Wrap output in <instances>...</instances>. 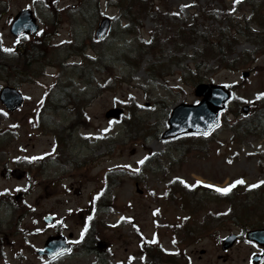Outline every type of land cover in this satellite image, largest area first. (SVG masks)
<instances>
[{"label": "rangeland", "instance_id": "374dc122", "mask_svg": "<svg viewBox=\"0 0 264 264\" xmlns=\"http://www.w3.org/2000/svg\"><path fill=\"white\" fill-rule=\"evenodd\" d=\"M81 1L0 0V50L25 47L23 39L14 37L9 30L14 15L20 9L30 7L46 20L51 10L49 8H52L57 11L59 19L58 34L50 35L46 23L41 20L42 28L45 27L46 32L42 31L40 36L44 41L50 38L46 51L57 54L56 58L61 64L59 68L51 62L44 67L38 81L19 85L27 100L17 112L6 111L0 102V109L3 110L0 133H6V146L1 154L4 158L2 161L6 163L0 162V195L11 202L0 203V264H168L156 253L142 250L141 244L156 239L164 248L175 250L174 244L178 243V239L175 237L174 227L184 226L185 222L192 232L187 237H182L181 232L178 233V237L184 241L180 243V251L175 257L179 264H251L250 255L258 252L259 246L246 240L237 241L234 247L225 251L221 246V239L226 234L240 232L236 225L220 218L215 221L212 234L196 233L193 230L200 221L194 215L188 221V215L176 203L179 193L173 198L169 196L168 190L170 185L177 190L183 181L194 185V189L199 185L195 191L199 200L205 202V198L210 197L209 202L203 204L200 219L203 214L226 208V202H214L210 191L215 188L210 189L207 185L226 187L236 179L243 178L246 183L239 185L248 187L264 180V125L261 136L253 134L242 140L233 139L232 133L225 126L216 131L214 138L206 144L209 147L207 153H184L177 148L168 145L166 147L165 141L159 138L168 128L174 106L200 100L195 95L194 86L183 81L188 78L184 77L187 67L194 68L201 61L200 52L196 50L197 47L201 50L200 41L176 52L167 37V22L181 25L182 19L186 18L189 24L196 22L199 33L214 32L222 25L213 20L198 18L203 6L211 7L222 15L226 5L235 18L245 14L249 17V6L245 3L236 5L234 0H224V5L220 0H166V3L160 0L164 16L156 21L154 17H159L160 14L154 12L145 18L141 34L124 37L127 46L122 48L125 44L120 36L125 21L121 19L118 8L112 4L113 1L99 0L100 13L115 19L113 32L103 45L97 40L92 44L91 39L98 22L92 17L94 11L85 13L89 16L88 20L79 17L77 7ZM158 2L159 0H153L155 5ZM169 5L170 12L166 11ZM64 8L68 9L63 10ZM174 13L179 15V20L172 15ZM229 24L226 21L223 27ZM158 27L162 38V52L158 59L162 58L171 65L169 72L172 75L167 74L162 78L149 75L146 68L153 59L151 53L145 56L137 70L117 58L121 49L132 50L142 39L148 41L152 31ZM256 27L253 28L257 30ZM71 41L85 43L84 51L88 55H98L97 52L104 50L107 55L115 56L108 61L113 67L111 71L103 69L104 73H98L93 70L95 82L91 88L75 74L76 70L72 66V62L81 61L82 64H87L88 59L83 54L63 46ZM60 44L62 46H55ZM258 49L256 44L240 39L237 53L247 51L257 59H250L239 70L215 69L214 62L201 68V73L208 74L207 81L224 83L232 88L235 102L231 101L230 106L234 109L237 106L242 109L244 105L252 108L253 104L264 101V97L257 98L258 93L264 92V52ZM243 69L251 70L250 77L245 81L241 77ZM88 70L91 74L92 67L88 66ZM69 76L76 78L80 88L87 90V95L91 96L95 90L99 92L87 106L88 125L76 128L73 132L65 128L74 120L70 110L41 109L47 93L56 87L57 80H66ZM109 77L113 78L110 83L116 79L117 83L106 89L97 88L98 82L104 84ZM121 77L124 79L119 80ZM0 78H4L0 79V87L6 83L14 84L12 77L0 75ZM53 97L58 98V95L54 92L51 99ZM163 100L164 104H160ZM131 101L138 106L134 116L140 118L142 125L141 130L130 136L127 135L124 121L107 119L105 114L113 107L122 106L125 109L124 117L129 116L128 107L119 103L128 104ZM42 110L46 115L53 116L52 119L43 117L40 114ZM252 113L253 111L248 115L241 113L238 118H245ZM226 115L222 116V123H230L237 118L231 109ZM57 131L66 139L65 144L62 143L65 157L58 156V142L55 137ZM25 157L39 159L30 160ZM145 157L147 159L143 164L138 163ZM126 165L131 167H125ZM5 168L10 171L24 169L26 175L21 179L12 177L8 172L2 175ZM110 170L122 174V186L112 192L115 201L110 211L102 208L99 212L95 204L96 195L104 190L106 173ZM132 172L138 174L134 176ZM177 177L181 181H173ZM198 180L204 183L196 186ZM77 189L81 190L80 193H76ZM18 193L21 197L15 200L14 196ZM14 204L19 208L17 215L10 211ZM47 213L57 215V221L52 226L42 221ZM96 216H101V219H97L102 221V241L98 245L101 254H77L81 233L85 232L90 218ZM57 232L66 236L73 235L70 239L73 249L69 255L52 261L37 255L36 250L44 246L48 236Z\"/></svg>", "mask_w": 264, "mask_h": 264}, {"label": "trees", "instance_id": "16d2710c", "mask_svg": "<svg viewBox=\"0 0 264 264\" xmlns=\"http://www.w3.org/2000/svg\"><path fill=\"white\" fill-rule=\"evenodd\" d=\"M166 3V0H164ZM222 4H225L224 0ZM245 3L249 6L250 16L242 15L240 18H235L228 7L225 5V10L222 11L223 14L219 15L215 12L211 7L203 6L199 13L198 18L203 20H213L222 25V27L218 28L214 32L207 31L204 33H199L196 28V22L194 25L188 24L187 22L171 23L168 21L167 26L169 29L168 37L170 42H172L174 48L178 50H182L183 46L188 44H193L197 42L199 39L202 41V49L196 48L198 52H200L201 61L197 62L194 68L187 67V70L184 72V77L188 76V78H184L183 81H187L191 85H195V83L204 81L206 78V73L202 72L201 68H205L211 62L216 61L217 68L223 69H232L239 70L242 65L247 64L250 59L253 61L257 59V57L248 53L247 51L238 52V43L240 39L246 40L247 42H252L259 46L258 51L264 52V0H240L239 3ZM114 4L118 6L121 10L122 16L127 17V25L122 30L123 34H137L140 32L141 27L143 26V18L147 16L148 13L153 9L154 4L152 0H115ZM170 7V6H169ZM77 11L83 17H86L85 13L90 11H94L92 14L94 18H99V4L98 0H82L80 6L77 7ZM51 9L49 11V16L46 21V29L49 31L50 35L57 34L58 31V17L57 11L55 9ZM68 8H64L66 10ZM169 10V8L167 9ZM178 17V15H175ZM228 21L230 24L226 27H223L224 22ZM256 27L257 30L253 29ZM193 27V28H190ZM45 31V30H44ZM46 32V31H45ZM48 41H44L43 38L28 42L25 47L19 48L18 50H14L12 52L0 51V75H7L14 79V84H22L37 81L39 75L42 74V69L47 64H51L53 62L58 67H61V64L57 62V59L54 58V54L48 53L46 51L48 47ZM73 46L76 50L81 47L77 46L76 43H73ZM160 38L157 37L156 32L152 35V40L148 43H139L135 49L132 50H124L123 52H119L118 58L124 62L125 65H129L134 69H139L141 63L143 62L144 56L149 52L154 55V60L147 67V71L151 74L152 77H161L164 76L165 73L168 72L167 69H170L166 63L157 62V56L162 52L160 49ZM97 58L94 60L99 64H104L103 60L105 59L106 53L100 50ZM53 56V57H51ZM52 58V60L50 59ZM93 61V60H92ZM93 61V62H94ZM106 65V63L104 64ZM75 68V74L78 75L81 80H85L87 85L94 86V79L91 77L92 75L89 71L86 70L87 65L83 64H73ZM98 70H100L98 66ZM201 71V72H200ZM4 79V78H0ZM74 77L69 76L66 80L62 78L58 80V92L61 94V98L56 100L55 102L50 100L47 97V102L44 107L52 110H59L60 108H66L67 106H71V112L74 116V120H72L69 125L65 128L69 131L73 132L76 128H84L88 125V115H87V105L92 101L96 96L95 93L91 96L87 95L86 90L79 88L77 84L74 82ZM122 80V77L119 79ZM116 81H118L116 79ZM108 86H111L109 81H106V89ZM97 88H103L101 85H98ZM99 93V92H98ZM50 93L48 94V96ZM164 102V101H163ZM161 102V103H163ZM135 109V107H133ZM231 112L235 113L237 117L233 122H225V126L228 127L230 132L232 133L233 139H245L249 135L260 134L262 135V127L264 125V101H259L257 105L253 108V113L251 116H247L245 118L239 119L238 117L241 115L240 107L237 106L236 109L230 108ZM3 112H0V120L2 119ZM43 117L52 118L51 116L43 114ZM129 130L135 129L136 131L141 130L142 121L138 120L135 117H132L130 121L126 123ZM260 130V131H259ZM213 136V135H211ZM201 135H186L180 138H175L167 143L169 147L177 148L181 152H206L209 150L206 144L214 138L209 137L202 139ZM205 137V136H204ZM5 134L0 133V156L4 153L5 145ZM65 138H63V142L65 144ZM203 141V142H200ZM121 173L116 170H111L108 172L106 177V188L100 193V197L97 200V207H106V209L111 208L114 199L110 196L111 192L114 188L122 185L123 177L120 175ZM180 181L179 178L176 179V182ZM194 187H188L187 183L183 181V183L176 190L173 185H170L168 190L169 196L176 198L179 193L176 203L181 205V208L189 215V218H192L193 215L200 221L197 228L194 229L198 234L204 233H212L213 228L215 227V221L223 217L228 220L229 223L237 224L242 228L253 227L258 228L264 226V185H259L255 188L244 189L239 186H235L231 189V191L227 194H221L216 192L213 193L212 199L214 202L224 201L227 204L226 210H219L218 213L203 214L200 219V212L203 208V204L205 202H209V198H205V202L199 200L197 196V192ZM203 198V196H202ZM109 211V210H107ZM15 215H17V212ZM253 216L254 221L249 223V219ZM100 218V217H97ZM91 219L87 231L83 234V237L80 239L79 244L77 245L78 252H99L98 245L102 241V221L99 219ZM101 219V218H100ZM187 222L184 223V226L174 227L175 233H180L182 237H187L191 234L192 230H190L186 226ZM250 224V225H249ZM201 227V228H200ZM206 233V234H207ZM184 234V236H183ZM158 252L157 255L160 256L163 262L168 264H179L175 258L174 252H168L167 255L164 254L165 250L162 247H154ZM151 250V249H150ZM153 251V250H151Z\"/></svg>", "mask_w": 264, "mask_h": 264}, {"label": "water", "instance_id": "95a60500", "mask_svg": "<svg viewBox=\"0 0 264 264\" xmlns=\"http://www.w3.org/2000/svg\"><path fill=\"white\" fill-rule=\"evenodd\" d=\"M37 21L34 12L29 8H24V10L15 16L10 31L17 37L26 35V33L35 35L39 29ZM111 22L110 17L103 18L97 27V39L101 40L108 34L111 29ZM249 75V71L243 72L244 77H248ZM195 91L196 95L202 97V99L196 104L183 103L174 108L171 114L172 117L169 120L170 127L164 132V138L175 137L186 133L209 134L219 126L220 111L226 108L227 102L231 97V91L227 90L223 84L207 82L198 84ZM0 100L6 109L10 111L18 110L25 102L21 90L10 87L9 85L2 88ZM248 110L249 107L246 106L244 111L249 112ZM121 112L122 109L119 108L111 109L107 112L106 117L119 118ZM13 174L16 177H21L24 173L15 172ZM80 191V189H77L76 193H80ZM55 218V215L47 214L43 221L52 224ZM247 234L249 240L259 243L264 247V228L251 230ZM70 236L72 237V234ZM237 237V235L226 237L223 241L224 249L231 247L236 242ZM69 248L71 249V244L67 242V238L64 235L57 234V236H51L46 240L44 249L38 250V254L54 259L63 253H67V249ZM263 257L264 250L259 255H253L254 264H258Z\"/></svg>", "mask_w": 264, "mask_h": 264}, {"label": "snow or ice", "instance_id": "6c2138e0", "mask_svg": "<svg viewBox=\"0 0 264 264\" xmlns=\"http://www.w3.org/2000/svg\"><path fill=\"white\" fill-rule=\"evenodd\" d=\"M240 2V0H234V3H239ZM18 42V41H17ZM0 47H2V44H0ZM4 51H6V52H12L13 51V49L12 48H4L3 49ZM262 97H264V92H260V93H258L257 94V98L259 99V98H262ZM3 110L2 109H0V112H2ZM5 115H7V113H4ZM108 129H105V131H107ZM205 135H207V133H205ZM17 159H19V157H17ZM25 159H30V160H36V159H39V157H25ZM147 159V157H145L144 159H141L140 161H138V163H140V164H143L144 162H145V160ZM125 167H131V165H126ZM135 171H139V169H135ZM186 183V182H185ZM202 183H204L203 181H196V184H202ZM246 183V181L243 179V178H240V179H236L233 183H231V184H229V185H227L226 187H218V186H215V185H211V184H209V185H207V187H209V188H215V190L218 192V193H221V194H227V193H229L230 191H231V189L233 188V187H235L236 185H239V184H245ZM259 185H264V180H260V181H258L256 184H250V185H248V187L249 188H255V187H258ZM187 186L188 187H194V185H192V184H187ZM5 191H7V189H5ZM69 211L71 212L72 210L71 209H69ZM38 231H39V229H38ZM84 231H87V228H85L84 229ZM83 237V232L81 233V238ZM67 251L68 252H70L71 251V249L69 248V249H67Z\"/></svg>", "mask_w": 264, "mask_h": 264}, {"label": "bare ground", "instance_id": "6f19581e", "mask_svg": "<svg viewBox=\"0 0 264 264\" xmlns=\"http://www.w3.org/2000/svg\"><path fill=\"white\" fill-rule=\"evenodd\" d=\"M254 219H253V216L249 219V223L253 222ZM250 225V224H249Z\"/></svg>", "mask_w": 264, "mask_h": 264}, {"label": "flooded vegetation", "instance_id": "af4514ba", "mask_svg": "<svg viewBox=\"0 0 264 264\" xmlns=\"http://www.w3.org/2000/svg\"><path fill=\"white\" fill-rule=\"evenodd\" d=\"M8 171H9V169L7 168L6 171H5V173L8 172Z\"/></svg>", "mask_w": 264, "mask_h": 264}]
</instances>
